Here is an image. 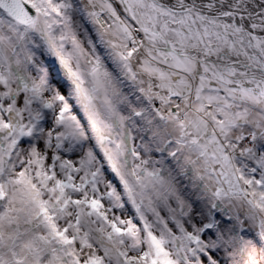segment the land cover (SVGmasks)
<instances>
[{
	"label": "snow or ice",
	"instance_id": "6c2138e0",
	"mask_svg": "<svg viewBox=\"0 0 264 264\" xmlns=\"http://www.w3.org/2000/svg\"><path fill=\"white\" fill-rule=\"evenodd\" d=\"M0 264H264V0H0Z\"/></svg>",
	"mask_w": 264,
	"mask_h": 264
}]
</instances>
